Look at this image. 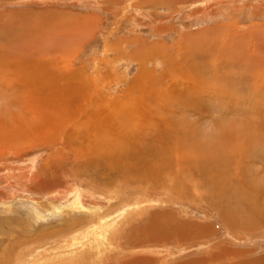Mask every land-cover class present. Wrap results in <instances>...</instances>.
<instances>
[{"label": "rangeland", "instance_id": "374dc122", "mask_svg": "<svg viewBox=\"0 0 264 264\" xmlns=\"http://www.w3.org/2000/svg\"><path fill=\"white\" fill-rule=\"evenodd\" d=\"M0 47L11 58L53 66L39 88H81L86 102L72 99L73 118L93 94L91 109L120 136L105 134L99 150L131 145L121 156L113 151L110 163L101 150L76 156L80 141L0 147V264L139 257L230 264L239 258L216 259L229 251L247 252L246 261L264 257V227L256 226L264 144L234 141L229 148L239 144L241 152L224 147L211 159L190 152L244 126L264 141V0H0ZM1 76L0 91L8 92ZM145 164L151 169L132 167ZM155 215L164 216L165 237L145 240L139 230ZM105 226L106 240L90 234Z\"/></svg>", "mask_w": 264, "mask_h": 264}, {"label": "bare ground", "instance_id": "6f19581e", "mask_svg": "<svg viewBox=\"0 0 264 264\" xmlns=\"http://www.w3.org/2000/svg\"><path fill=\"white\" fill-rule=\"evenodd\" d=\"M8 24H9V22H8ZM25 28L27 29V27H25ZM1 49H2V47H0V50ZM46 52H47V50H46ZM12 53H14V52H12ZM36 53H38V52H36ZM47 53H49V52H47ZM7 54L8 53L6 51H5V53H3V51H0V73L2 72V74H0V75H2L1 80H2V83L4 82L5 86L9 90L8 92L5 90L0 91V96L2 97V99L4 101L3 105H7V106H3V107L1 106L0 107V147L2 149L10 148V147L18 146V145L23 146V145H27V144L50 145L51 143L53 144V143L58 142V141H64L63 142L64 144L69 143L71 146L72 144L76 143L77 141H80L83 144L82 147H80V149H76L77 147L74 146L75 151L73 149L76 156H78V157H86L87 156L88 158H90L91 156L98 154L101 150V151H105V155H106V156H104V158H106L105 163H110L109 156L113 151L118 152V155L121 156L124 153H126L127 150H129V149L131 150V145L129 146L127 144L125 147H123L124 144H122L121 146H118L119 144L117 142H114L112 144L117 145L118 147H110V146H106V144H105V146L103 145V147L100 150H99V148H97V146H100L102 144V141H99V140L101 138H104L106 136L105 134H107V136L111 139L116 138V137L118 138L120 136H117L114 134L115 130L117 128L116 129L115 128L114 129L113 128H110V129L107 128L106 126H108V125L104 124L105 120H100L98 112H96L94 109L93 110L91 109L92 106H94V104L96 103V98L93 96V94L91 96L89 94V96L87 97L88 101H89L88 102L89 107H87V106L84 107L82 105V106L78 107V109H77V115L78 116H80V115L84 116V119L77 117V115H76V117L73 118L72 117L73 114H71V110L73 109L74 106H76V104L74 102L79 103V104H81V102H86L85 101L86 97H82L81 88L80 89L77 88V89H74L71 91H65V93H61V94H51V93L47 92V90H45V88H39V86H40V84H42V86H43L44 82L45 81L47 82V78L49 79L48 73H51L48 70H50V68H52L53 66L51 67L48 64L47 65L41 64V62L39 60H37L38 62L37 61H33V62L27 61V59H25L26 58L25 56H23L25 58H23L22 56H21V58H18V59L17 58H11L9 55L7 56ZM44 54H46V53H44ZM6 56H7V58H6ZM15 56H16V54H15ZM53 59H51V61ZM258 61L259 60L255 61V63H256L255 66H257L259 64ZM45 62H46V60H45ZM261 70L262 69H259V68L256 69V71H258L259 75L262 74ZM0 83H1V81H0ZM46 85H47V83H46ZM60 86H62V85H60ZM49 90H52V89H49ZM68 90H70V89H68ZM69 93L71 94V96L69 95ZM85 93H86V91H85ZM185 94L186 93H184L183 96H185ZM73 98H74V100H73L74 102L72 101ZM92 98H94V99H92ZM148 99H150V98H148ZM145 101H146V98L144 96L143 97L141 96L139 99H137L138 103L144 104ZM12 107L14 108L13 112L10 111V109H12ZM158 110L161 111L160 109H158ZM155 119L156 118H154V120ZM151 121H152V119L150 118V122ZM154 123L155 122H152V124H154ZM257 124L261 125L260 122H258ZM240 132L241 131H238V133H232V135L234 137L231 134L229 135V134L225 133L222 136H220V139L218 137L215 140L216 144H214V145L211 144L210 147H204V146L197 145L199 148H197V149L191 148L190 152H193L194 155H196V154L199 156L203 155V156L211 159V157H212L210 155L211 153H212V155L221 154V152L219 150L221 149L224 152L225 150H223L222 148L225 147L226 149H228L229 146L232 145L231 143H234V141H240V143L242 142L241 145L244 144L245 142L249 141L248 145L247 146L245 145L249 149H250V147L252 149V147H255V145L264 144V141H261L262 139L261 140H255L254 138H252V132L253 131H251V129H249L248 126H244L243 131L241 133ZM119 133H120V131H119ZM108 137H106V138H108ZM122 138H124V140L126 139L124 137V135ZM216 141H218V143ZM130 143L131 142H129V144ZM217 145H220V146H217ZM234 145L231 148H229L230 151L232 149L235 150V152L241 150L239 144H234ZM243 147H244V145H243ZM187 148H188V145H187ZM249 149H248V152L250 151ZM120 150H124V151L121 153ZM226 151H228V150H226ZM246 151H244V152H246ZM233 153L234 152H232V155H233ZM223 155H226V154H223ZM227 156H228V154H227ZM232 157H234V156H232ZM223 158H227V157L225 156ZM236 160L234 162H236ZM237 161H239V160H237ZM206 163H208V162H206ZM146 165L147 164L142 165V167H139V168L138 167L136 168V166H132V167L135 169H138V171L143 172V170H146V169L150 170L151 169V168H145ZM135 172H136V170H135ZM257 214L258 213H256V215ZM163 217L164 216H156L155 215L154 217H151L150 220L147 219L148 220L147 222H150V225L154 224L156 226L150 227V225L145 224L144 226H141L142 227V228H140L141 230L138 229L140 231V234L141 233L145 234L144 235L145 240H147V237L148 236L150 237L151 234H157V236L159 234H162V237L163 238L165 237V236H163V233H164L163 230H165V227L162 226L163 228H161V226H160V222L163 221L162 220ZM256 219H258V221H259V222L258 221L256 222V226L258 227V224H259L263 228L264 227V211L259 212ZM144 223H146V222H144ZM170 224L172 226H177V228L178 227L183 228V225L179 224L176 221H175V225L173 222ZM234 224H235V226L238 225V223H237V225H236V223H234ZM250 224H252V223H250ZM112 225L114 227V224H111V226ZM158 226H160V227H158ZM110 227H106V226L104 228L101 227V228H99V230H97L98 228H96V230H93V232L91 231L92 233H90V234L94 233V235L96 234V236L99 234L100 238L99 239L96 238V240H104V239L106 240L108 237H107V234H105V233L110 232ZM138 228H139V226H138ZM168 228H170V227H168ZM245 229H247V228H245ZM136 231L137 230H135V232H132V233L136 234ZM152 232H154V233H152ZM184 234H180L181 239L184 237ZM156 238H158V237H156ZM85 239H86V236H84L82 240H85ZM78 245L79 246L83 245V242L81 241V242L71 243L70 247H72V246L76 247ZM242 255H243V253H240V252L233 253V252L229 251L226 255H224V257H222V256L218 257L217 256V258L216 257L215 258L217 260H219L221 263L223 261H226V259L230 256L233 258L238 257L242 261V259H243ZM220 257H222V258H220ZM145 259L146 258H144V260L140 259V257H139V259L134 258V259L127 261L128 263L125 262L123 264H126V263L127 264H136V263H141V262H142L141 264H145L146 263ZM239 259H237L235 262H232L230 264H240V261H238ZM203 261H204L203 263L206 262L205 260H203ZM187 264H191V263L188 262ZM196 264H202V262H197ZM242 264H244V262H242ZM252 264H255V263H252Z\"/></svg>", "mask_w": 264, "mask_h": 264}, {"label": "crops", "instance_id": "0c3cea01", "mask_svg": "<svg viewBox=\"0 0 264 264\" xmlns=\"http://www.w3.org/2000/svg\"><path fill=\"white\" fill-rule=\"evenodd\" d=\"M233 253H236V252H233ZM242 253H243L242 257H245L246 254H248L247 252H242ZM242 262H244V264H252V263H255V264H264V257L263 258H258L256 260H252V261H246L243 258L242 261H240V264H242Z\"/></svg>", "mask_w": 264, "mask_h": 264}]
</instances>
